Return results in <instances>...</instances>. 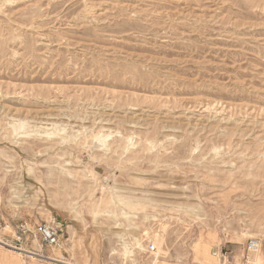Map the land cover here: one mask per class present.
<instances>
[{
	"label": "rangeland",
	"instance_id": "rangeland-1",
	"mask_svg": "<svg viewBox=\"0 0 264 264\" xmlns=\"http://www.w3.org/2000/svg\"><path fill=\"white\" fill-rule=\"evenodd\" d=\"M54 220L71 264H264V0H0V238Z\"/></svg>",
	"mask_w": 264,
	"mask_h": 264
},
{
	"label": "built area",
	"instance_id": "built-area-1",
	"mask_svg": "<svg viewBox=\"0 0 264 264\" xmlns=\"http://www.w3.org/2000/svg\"><path fill=\"white\" fill-rule=\"evenodd\" d=\"M20 237H18L17 242H19L22 239V235L26 234L27 230H23L22 226L20 227ZM66 234V225L63 221H51V222H42L38 224L35 228V232H31V236L34 239V241L40 243V251H34L36 255L40 257H45L47 254V249H63V238ZM15 250H18L21 248L17 246H13ZM149 252H154L156 248L153 244H149L147 246ZM260 248V245H258L257 241L251 240L248 243V249L249 251L256 252ZM31 251V250H30Z\"/></svg>",
	"mask_w": 264,
	"mask_h": 264
},
{
	"label": "bare ground",
	"instance_id": "bare-ground-1",
	"mask_svg": "<svg viewBox=\"0 0 264 264\" xmlns=\"http://www.w3.org/2000/svg\"><path fill=\"white\" fill-rule=\"evenodd\" d=\"M96 135V134H95ZM50 137V136H49ZM94 137V139H98V140H101V142H102V144L100 145V146H105V140L104 139H102L103 137H101L100 135H97V136H93ZM105 138V137H104ZM106 147V146H105ZM70 175L69 176H71L72 174L71 173H69ZM125 201L124 200H120V203H124ZM131 216V215H130ZM0 244L1 245H4V246H7L10 250H14V251H16V253H18V254H20V255H18L19 257L21 256H25V257H28V258H30V259H32V260H38V259H43L44 261H48V262H50L51 264L52 263H56V264H71V263H68V262H64L63 260L62 261H60V260H58L57 259V257H55V256H53V255H46L45 257H40V256H38V255H36V253L34 252V251H30V250H25V249H23V248H20V249H18V250H15V248L13 247V246H11V245H8V244H6L1 238H0ZM259 244V243H258ZM124 246V245H123ZM140 248H141V246H139ZM128 248H129V246H128ZM6 249V248H5ZM143 249V248H142ZM7 251H9V250H7ZM10 252H13V251H10ZM14 253V252H13ZM129 253V250L127 249V248H125V250H124V252H123V254L126 256L127 254ZM134 255V254H133ZM1 258V257H0ZM3 264H13L12 262H10L9 260H7L6 258H1V260H0ZM253 264H261V258H260V256L259 255H257V257L255 258V260H254V262H253Z\"/></svg>",
	"mask_w": 264,
	"mask_h": 264
}]
</instances>
